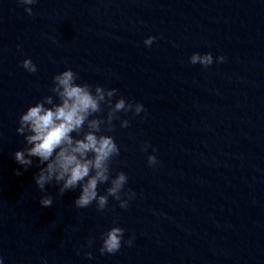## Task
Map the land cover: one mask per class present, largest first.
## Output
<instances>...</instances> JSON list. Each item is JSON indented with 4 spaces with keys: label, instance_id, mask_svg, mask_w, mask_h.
Here are the masks:
<instances>
[{
    "label": "clouds",
    "instance_id": "1",
    "mask_svg": "<svg viewBox=\"0 0 264 264\" xmlns=\"http://www.w3.org/2000/svg\"><path fill=\"white\" fill-rule=\"evenodd\" d=\"M25 6L28 16H33L32 5L37 0H18ZM156 36H148L144 41L150 47ZM223 55L215 57L216 62L225 61ZM214 62L210 52L201 54L194 52L189 57V63L199 64L205 69ZM21 67L29 73H36L37 66L30 58L21 62ZM79 73L68 68L52 77L51 95H45L34 105L20 114L16 132L24 137L25 147L13 153L14 160L26 171L33 165V158H38L39 171L34 175V183L44 193L39 199L41 207H51L54 197L48 193L47 186H58V195L79 189V195L74 200L77 209H85L95 202L97 211L108 207L109 198L119 202V207L126 209L129 202L136 197L131 189L125 190L128 176L124 171L112 175V162L120 155V146L111 133L115 130V120H120V127L130 126L129 119H120L118 113H132L139 116L146 113L140 102L126 100L120 96L115 101L118 89L105 88L99 84L77 83ZM58 101V102H57ZM105 115H100L105 112ZM150 144L145 141L141 151L147 152ZM153 154L147 156L150 167L156 168L160 162ZM19 169L16 175H21ZM108 184L104 194H100L99 185ZM106 232L101 233L102 244L99 248L101 255L115 254L120 251L122 244L131 246L133 238L124 239L125 229L113 222ZM90 239L87 247L91 248ZM79 254V253H78ZM85 256L92 258L91 252ZM0 264L3 258L0 257Z\"/></svg>",
    "mask_w": 264,
    "mask_h": 264
}]
</instances>
